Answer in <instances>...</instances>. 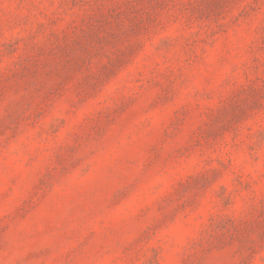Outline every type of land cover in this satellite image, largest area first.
I'll return each instance as SVG.
<instances>
[{"label": "rangeland", "instance_id": "374dc122", "mask_svg": "<svg viewBox=\"0 0 264 264\" xmlns=\"http://www.w3.org/2000/svg\"><path fill=\"white\" fill-rule=\"evenodd\" d=\"M0 264H264V0H0Z\"/></svg>", "mask_w": 264, "mask_h": 264}]
</instances>
